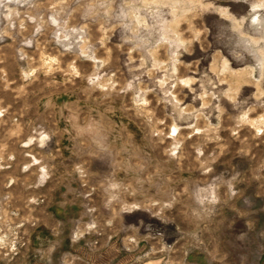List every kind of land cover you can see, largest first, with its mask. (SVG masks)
<instances>
[{"label":"rangeland","instance_id":"374dc122","mask_svg":"<svg viewBox=\"0 0 264 264\" xmlns=\"http://www.w3.org/2000/svg\"><path fill=\"white\" fill-rule=\"evenodd\" d=\"M0 264H264V0H0Z\"/></svg>","mask_w":264,"mask_h":264}]
</instances>
